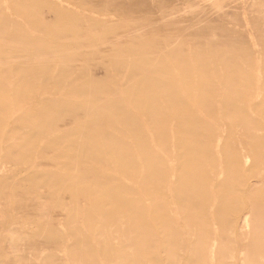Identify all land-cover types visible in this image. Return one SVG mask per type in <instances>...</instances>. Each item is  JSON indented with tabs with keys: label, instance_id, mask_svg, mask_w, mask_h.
Wrapping results in <instances>:
<instances>
[{
	"label": "rangeland",
	"instance_id": "rangeland-1",
	"mask_svg": "<svg viewBox=\"0 0 264 264\" xmlns=\"http://www.w3.org/2000/svg\"><path fill=\"white\" fill-rule=\"evenodd\" d=\"M0 264H264V0H0Z\"/></svg>",
	"mask_w": 264,
	"mask_h": 264
},
{
	"label": "bare ground",
	"instance_id": "bare-ground-1",
	"mask_svg": "<svg viewBox=\"0 0 264 264\" xmlns=\"http://www.w3.org/2000/svg\"><path fill=\"white\" fill-rule=\"evenodd\" d=\"M13 19V18H12ZM52 40V39H51ZM23 170V169H22ZM243 221V220H242ZM117 250V249H116Z\"/></svg>",
	"mask_w": 264,
	"mask_h": 264
}]
</instances>
